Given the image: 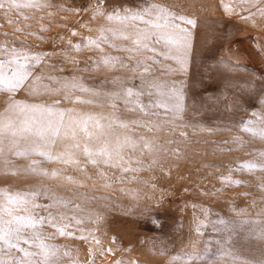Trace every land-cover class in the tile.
<instances>
[{
    "label": "rangeland",
    "instance_id": "1",
    "mask_svg": "<svg viewBox=\"0 0 264 264\" xmlns=\"http://www.w3.org/2000/svg\"><path fill=\"white\" fill-rule=\"evenodd\" d=\"M48 3L50 7L15 9L6 2L0 9V48L15 47L41 56L31 69L33 76L41 78L39 82L29 77L15 92L0 91V114L14 115L18 110L11 108L13 102L57 104V111L71 110V115L78 117L92 115L105 126L101 131L90 126L94 136L88 141L80 133L82 145L87 143L95 149L103 139L115 144L125 136L138 141L136 151L131 153V167L138 169L135 172L93 166L79 152L75 155L79 168L49 161L36 153L17 156L6 152L7 164L0 166V191L29 193L39 188L41 195L34 201L36 204H52L49 197L68 202L67 206L58 203L47 210H34L36 215L44 217L51 211L75 218L66 221L70 236L75 238L59 236L47 221L39 229L51 238L47 242L60 250L58 264H116L117 261L214 264L228 236L213 232L210 227L199 228L205 233L200 236L197 228L201 223L221 218L247 221L245 226H234L232 243L238 254L253 264L264 259V238L260 237L264 230V170H261L264 156L260 155L264 153V140L252 135L264 129L261 104L264 101V13L261 11L264 0H48ZM137 4L143 7L155 4L195 21V26L177 21L191 34L186 64L146 50L138 54L120 51L134 47L131 40L113 38L109 32H104L108 40L100 43L99 48L87 44L89 39L99 40L101 29H114L134 37L137 29L146 27L143 23L136 20L121 24L109 21L107 16L114 12L123 15L126 8L138 11ZM75 45L81 46L79 51ZM150 46L157 53L169 51V46L163 43ZM106 58H117L128 67L105 66L101 61ZM138 61L143 62L141 67L129 70ZM145 67L151 69V74H146L148 82L179 93L181 112L155 108L152 109L155 115L146 116L139 109L129 111L133 105L126 108L123 101H118L113 109L104 95L61 91L60 85L52 82L75 78L94 91L111 92L122 87H132L135 91ZM114 80L128 83L114 84ZM65 96L69 98L64 99ZM140 99L146 103L148 97ZM74 100L92 103H74ZM113 120L126 122L129 127L120 128ZM132 121L156 126L137 127ZM248 121L252 123L247 124ZM244 127L248 128L247 132ZM144 142L150 147H144ZM71 144L62 135L52 154L72 150ZM122 154L127 158L129 149L125 148ZM246 164L258 167H240ZM29 166L37 172H55L57 176L46 178L33 174ZM98 172L105 173L107 179ZM75 220L81 223L77 225ZM206 240L213 241L210 252L188 261L187 253L194 251L193 244L199 253L205 248ZM216 240L221 243L217 245Z\"/></svg>",
    "mask_w": 264,
    "mask_h": 264
},
{
    "label": "snow or ice",
    "instance_id": "2",
    "mask_svg": "<svg viewBox=\"0 0 264 264\" xmlns=\"http://www.w3.org/2000/svg\"><path fill=\"white\" fill-rule=\"evenodd\" d=\"M7 2L10 8L15 9H36L45 6H51L48 0H0V9H3ZM248 2V0H244ZM138 11L131 9H123V15L120 12L109 14L107 19L109 21L116 20L121 24H126L129 21H140L146 27L136 30V35L130 37L123 32H117L114 29H101V36L99 40L87 41L88 45L99 48L100 43H107L108 37L104 32H109L113 38L124 40H131L134 47L120 48V51L138 54L140 51L153 52L156 55H163L166 59H175L177 63L184 65L187 63L188 50L191 47L190 39L191 34L187 27H182L179 20L184 25L195 26V21L185 19L182 16H177L171 11L160 7L155 4L143 7L137 4ZM229 10L230 9H226ZM264 13V9L261 10ZM103 13H98L102 15ZM145 16L148 18L145 19ZM75 35V33H73ZM165 44L169 46V51L164 53H157L156 48L150 46L157 44ZM116 47L115 45H110ZM77 51L80 45L74 46ZM175 52L176 55H171ZM0 91L9 93L19 90L29 77H33L34 81L39 82L41 79L38 76H33L31 69L36 66V62L40 61V55H33L28 51L19 50L15 47L0 48ZM66 55V53L64 54ZM131 58V57H129ZM105 66L120 64V67L127 68L117 58H106L101 61ZM154 63L156 61H153ZM143 62H137L133 68L129 70L139 69ZM182 71L186 70L184 68ZM151 74V69L144 68V72L139 77L140 86L135 91L132 87H122L118 90L111 92L94 91L85 88L83 84L76 80L72 81H58L53 80V83L60 85L61 91L73 92L80 91L89 93L92 96L104 95L108 101L109 106L113 109L117 108V102L123 101L124 106L127 108L129 104L133 108L129 111L139 109L144 115H155L152 109L163 108L165 112H173L178 114L182 111V98L176 90H165V86L156 82H148L147 75ZM114 84H126L127 81L114 80ZM47 87V85H45ZM55 94V93H53ZM155 95V99H153ZM141 97H148L146 103L141 101ZM65 96L64 99H68ZM135 98V99H133ZM74 103H92L90 100H74ZM264 105V101H261ZM12 109H17L14 115L0 114V166L6 165L7 161L4 159L6 152L17 156H27L31 153H36L46 156L49 161L55 160L59 163L66 165H76L79 168V161L75 159V155L79 152L83 155L87 162L96 165H105L112 168H118L122 172H135L138 169L131 167L132 156L138 147V141L131 137L125 136L123 140L117 139L115 144L110 143L107 139L100 141L99 147L93 149L87 143L83 145L80 143L79 134H83L85 141L93 139L94 133L89 131V127L101 131L104 125L95 116L86 115L82 117L71 115L69 111H57V104L44 105V104H16L13 102ZM257 115L256 113H252ZM67 118V122H66ZM112 123H117L113 120ZM137 127L152 128L156 125L153 123H138L132 121ZM248 121L247 124H251ZM117 126L120 128H128L129 124L126 122H119ZM111 127V125H109ZM248 131L247 127L243 128ZM63 135L64 139L72 141L71 149L65 153L53 155L52 148L56 142ZM254 137H259L264 140V129L253 132ZM97 139H100L97 137ZM144 147L149 148V144L144 142ZM129 149V156L126 158L122 153L124 149ZM264 156V153H260ZM136 163H139L137 160ZM127 165V166H126ZM242 168L254 169L258 167L253 164L241 165ZM33 174L43 177L56 178L55 172L48 173L46 171H35L33 166H29ZM264 170V168H261ZM101 178L107 179L105 173L98 172ZM71 181V178H68ZM237 185L239 182H236ZM41 195L39 188L29 193H15L8 194L7 192L0 191V264H58L60 250L53 244L48 243L51 238L39 231L45 224V221L54 227L59 236L75 238L70 236L68 232L69 224L66 223L69 218L64 214H53L48 211L46 217L36 215L34 210L38 208H45V210L55 207L56 204L62 203L67 206V201L57 200L55 197H49L53 201L52 204L47 206L36 204L34 201ZM31 205V207H29ZM78 210V209H77ZM79 225L81 221L75 220ZM239 224L245 226L247 221H228L225 219H218L216 221H209L207 224L201 223L197 228V234L200 236L205 233L200 232L199 228H211L213 232L220 235L227 234L228 240L226 246L220 248L216 254L214 264H224V261H229V264H253V261L242 258L238 254V249L232 243L234 226ZM260 237L264 238V230H261ZM86 239V237H80ZM98 243V241H97ZM213 243L212 240L205 241V248L199 253L195 251V244H193V252L187 253L188 261L199 259L200 256L210 252V247ZM215 243L219 245L221 242L216 240ZM27 245L28 247H24ZM29 249H35L30 251ZM111 252V249L108 250ZM13 253H20V256L13 255ZM116 264H122L117 261ZM255 264H264V259H260Z\"/></svg>",
    "mask_w": 264,
    "mask_h": 264
}]
</instances>
